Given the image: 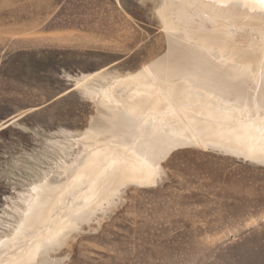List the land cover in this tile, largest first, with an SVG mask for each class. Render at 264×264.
<instances>
[{"label": "rangeland", "instance_id": "374dc122", "mask_svg": "<svg viewBox=\"0 0 264 264\" xmlns=\"http://www.w3.org/2000/svg\"><path fill=\"white\" fill-rule=\"evenodd\" d=\"M158 4L0 0V239L23 191L53 167L54 144L98 114L79 80L103 74L97 89L165 53ZM200 144L172 150L136 181L120 177L87 207L92 219L55 238L53 264H264V162Z\"/></svg>", "mask_w": 264, "mask_h": 264}, {"label": "bare ground", "instance_id": "6f19581e", "mask_svg": "<svg viewBox=\"0 0 264 264\" xmlns=\"http://www.w3.org/2000/svg\"><path fill=\"white\" fill-rule=\"evenodd\" d=\"M155 11L165 53L97 89L103 74L79 80L95 91L98 114L69 143L54 144L53 167L23 191L0 264H53L55 238L92 219L87 207L114 182L162 169L183 145L211 143L264 162V0H159Z\"/></svg>", "mask_w": 264, "mask_h": 264}, {"label": "crops", "instance_id": "0c3cea01", "mask_svg": "<svg viewBox=\"0 0 264 264\" xmlns=\"http://www.w3.org/2000/svg\"><path fill=\"white\" fill-rule=\"evenodd\" d=\"M73 89L75 90L76 88L73 87V88L69 89L68 91H71ZM15 119H16V117L10 118L9 120H7V121L4 122V125L3 126L6 127V126L10 125L11 123H13L15 121Z\"/></svg>", "mask_w": 264, "mask_h": 264}]
</instances>
